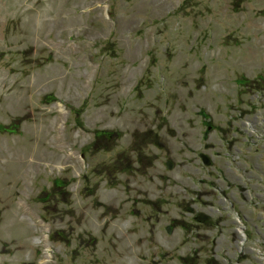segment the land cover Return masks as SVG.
I'll return each instance as SVG.
<instances>
[{"label":"rangeland","instance_id":"rangeland-1","mask_svg":"<svg viewBox=\"0 0 264 264\" xmlns=\"http://www.w3.org/2000/svg\"><path fill=\"white\" fill-rule=\"evenodd\" d=\"M0 126V264H264V0H0Z\"/></svg>","mask_w":264,"mask_h":264},{"label":"trees","instance_id":"trees-1","mask_svg":"<svg viewBox=\"0 0 264 264\" xmlns=\"http://www.w3.org/2000/svg\"><path fill=\"white\" fill-rule=\"evenodd\" d=\"M235 6H236V8H240L239 5H236V4H235ZM73 110L76 111L75 109H73ZM200 114H201V116H203L204 118L209 119V118H207L208 115L205 114L203 111H200ZM5 129H6L5 127H1V126H0V130H4V131H5ZM10 129L15 130V129H17V126H16V125H11V126H10ZM95 134H96V139H99V138H102V137H106V136H107L103 131H96Z\"/></svg>","mask_w":264,"mask_h":264},{"label":"water","instance_id":"water-1","mask_svg":"<svg viewBox=\"0 0 264 264\" xmlns=\"http://www.w3.org/2000/svg\"><path fill=\"white\" fill-rule=\"evenodd\" d=\"M200 158L202 159V162L205 164V165H210L211 164V159L208 155H206L205 153H201L200 154ZM167 167L169 169H172L173 165L170 161L167 162ZM169 233L171 232V228L169 227Z\"/></svg>","mask_w":264,"mask_h":264}]
</instances>
